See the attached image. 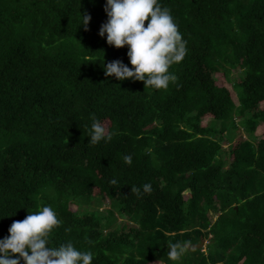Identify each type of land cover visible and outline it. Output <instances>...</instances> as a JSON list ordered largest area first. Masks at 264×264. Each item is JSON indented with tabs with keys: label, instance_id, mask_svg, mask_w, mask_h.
<instances>
[{
	"label": "trees",
	"instance_id": "obj_1",
	"mask_svg": "<svg viewBox=\"0 0 264 264\" xmlns=\"http://www.w3.org/2000/svg\"><path fill=\"white\" fill-rule=\"evenodd\" d=\"M160 4L188 51L153 90L105 75L132 67L98 34L105 0H0V239L47 205L51 244L92 264H173L177 241L206 242L178 264H264V0ZM93 117L110 142L88 143Z\"/></svg>",
	"mask_w": 264,
	"mask_h": 264
},
{
	"label": "clouds",
	"instance_id": "obj_2",
	"mask_svg": "<svg viewBox=\"0 0 264 264\" xmlns=\"http://www.w3.org/2000/svg\"><path fill=\"white\" fill-rule=\"evenodd\" d=\"M104 12L107 21L101 25L98 34L106 36L110 46H127V57L132 66L130 68L120 60L103 63L106 76H114L120 81H142L153 90L167 89L176 81V75L169 69L182 62L188 50L168 7H162L160 0H105ZM90 19V15H81L79 25L86 28ZM92 119L88 143L110 142L114 133L100 120ZM123 159L129 165L132 163L131 155H125ZM152 191V185L148 183L142 186V191L140 187H131V192L137 196ZM61 223L55 210L47 205L28 213L22 221H14L8 228V235L0 239V264H92L94 253L91 251L78 250L71 242L58 246L51 244L50 235ZM167 245V257L173 264H178L193 247L179 241Z\"/></svg>",
	"mask_w": 264,
	"mask_h": 264
},
{
	"label": "rangeland",
	"instance_id": "obj_3",
	"mask_svg": "<svg viewBox=\"0 0 264 264\" xmlns=\"http://www.w3.org/2000/svg\"><path fill=\"white\" fill-rule=\"evenodd\" d=\"M209 121H210L209 118H205V119L203 120V125L205 126L206 124H208ZM261 126H262V125H261ZM227 135H229V134H227ZM231 135H232L231 141H236L237 139H244V138H246V133L243 132L242 130H240V131H236V132H232ZM260 137H261V135H260V132L258 131V132H255L254 135L251 136L249 139H250V140H254V139L257 140V139H259ZM231 141L229 140V142H231ZM229 142L226 143V144H224L223 147L225 148L226 146H228ZM108 208H109V207H108L107 204H103V205L98 206V211L101 212L103 215H108V213H107V212H108V211H107ZM96 209H97V208H96ZM216 216H217V215H214V216H213V219H215ZM118 220H119V218H118ZM205 245H206V242H204V244L200 247V249L205 250Z\"/></svg>",
	"mask_w": 264,
	"mask_h": 264
},
{
	"label": "water",
	"instance_id": "obj_4",
	"mask_svg": "<svg viewBox=\"0 0 264 264\" xmlns=\"http://www.w3.org/2000/svg\"><path fill=\"white\" fill-rule=\"evenodd\" d=\"M203 244H204V242L202 241L201 243H199L197 245H193V248H200Z\"/></svg>",
	"mask_w": 264,
	"mask_h": 264
}]
</instances>
